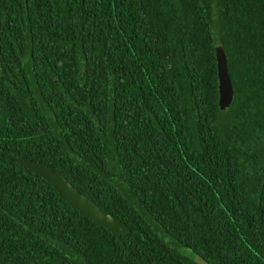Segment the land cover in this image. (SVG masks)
<instances>
[{"label": "trees", "instance_id": "obj_1", "mask_svg": "<svg viewBox=\"0 0 264 264\" xmlns=\"http://www.w3.org/2000/svg\"><path fill=\"white\" fill-rule=\"evenodd\" d=\"M181 248L264 264V0H0V264H196Z\"/></svg>", "mask_w": 264, "mask_h": 264}, {"label": "water", "instance_id": "obj_2", "mask_svg": "<svg viewBox=\"0 0 264 264\" xmlns=\"http://www.w3.org/2000/svg\"><path fill=\"white\" fill-rule=\"evenodd\" d=\"M214 57L217 78V108L219 110H225L232 100L233 90L227 73L226 57L221 46L214 47ZM15 162L45 180L50 184L59 198L111 234L124 236L128 233V228L124 223L110 215L106 210H101L85 196L80 194L57 171H53L49 166H43L39 162L20 156L15 159Z\"/></svg>", "mask_w": 264, "mask_h": 264}, {"label": "rangeland", "instance_id": "obj_3", "mask_svg": "<svg viewBox=\"0 0 264 264\" xmlns=\"http://www.w3.org/2000/svg\"><path fill=\"white\" fill-rule=\"evenodd\" d=\"M180 251L185 254L191 261L195 262L196 264H206L202 262L197 256L193 255L189 250L181 248Z\"/></svg>", "mask_w": 264, "mask_h": 264}]
</instances>
